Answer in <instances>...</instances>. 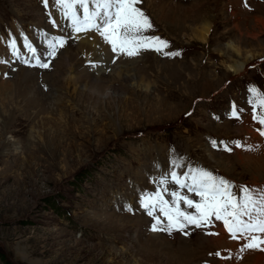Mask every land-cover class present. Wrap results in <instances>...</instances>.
Here are the masks:
<instances>
[{
	"label": "rangeland",
	"instance_id": "rangeland-1",
	"mask_svg": "<svg viewBox=\"0 0 264 264\" xmlns=\"http://www.w3.org/2000/svg\"><path fill=\"white\" fill-rule=\"evenodd\" d=\"M39 1L0 0L1 38L17 40L15 23L25 35L32 27L53 28ZM155 1L142 0L138 5L154 25L146 35L161 37L169 42L165 51L180 54L168 57L149 50L133 57L138 62L112 63V70H107L111 74L106 72L110 78L99 80L109 95L98 100L89 99L78 87V106L69 102L62 80L68 67L57 65L55 71L41 73L45 69L14 57L9 61L3 47L0 60L6 63H0V79L11 80L7 95H0V108L2 101L8 103L0 117L4 119L0 121V264H264L256 263L257 250L240 253L241 242L230 238L221 221L213 219V226L203 229L189 226L190 236L153 232L154 221L140 205L173 162L202 166L236 185L264 186L258 165L264 164L258 151L264 137L243 124L249 121L252 107L247 101L252 97L248 92L245 98L241 89L242 83L251 81L250 88L264 95V26L259 22L264 21V0H157L156 7ZM165 6L171 8L167 16L161 13ZM206 23L210 31L203 42L193 31L203 32ZM229 45L241 55L226 48ZM67 49L74 87L92 81L84 72L81 54L73 46ZM235 63H246L247 71L235 76L229 69ZM121 67L135 71L137 79L151 85L150 91L137 85L133 73L128 81L118 78ZM30 98L36 110L21 101ZM233 104L243 109L238 121L230 116ZM256 112L264 115V109ZM115 122L121 127L120 136ZM236 141L241 148L235 147ZM225 144L231 152L222 150ZM252 144L256 149L244 150ZM147 165L148 187L129 197L132 180L138 181L134 190L145 188L139 169ZM107 210L124 212L128 216L120 215L126 218L124 225L105 222L111 214ZM143 217L148 233L159 239L169 235L170 245L164 248L150 237L144 248H138L142 242L131 245L128 233L139 230ZM219 240L236 245L224 248ZM123 251L131 252L121 255ZM217 252L233 258L221 259L214 255ZM239 255L243 258H236Z\"/></svg>",
	"mask_w": 264,
	"mask_h": 264
},
{
	"label": "snow or ice",
	"instance_id": "snow-or-ice-1",
	"mask_svg": "<svg viewBox=\"0 0 264 264\" xmlns=\"http://www.w3.org/2000/svg\"><path fill=\"white\" fill-rule=\"evenodd\" d=\"M42 3L47 9L49 0H42ZM51 3L53 7H58L61 21L69 22L72 33L99 35L103 42L110 46L111 52L116 54L113 63L120 56L132 58L139 56L142 51L149 50L168 57L180 54L165 51L169 48V42L161 37L146 35L154 29V25L150 17L138 7L142 0H51ZM49 16L53 27H59L61 21L51 19V13ZM72 39L74 38L70 34L51 36L46 56L37 54L36 48L27 37H23V43L26 52L31 54L30 58H22L24 53L17 47L15 39H11L8 47L12 56L21 63L48 69L57 58L59 50L65 48ZM0 63L6 61L0 60ZM90 66L97 67L98 63L92 62ZM249 93L252 97L248 101L253 110L252 119L261 126L258 133L264 137V115L256 113L257 108L264 109V95L255 87L250 88ZM242 112L243 109H238L233 104L230 116L238 121ZM211 144L217 147L216 141H211ZM234 144L237 148L242 147L239 141ZM254 147L249 146L245 150L252 151ZM222 150L231 152L232 148L225 144ZM185 189L192 196L185 193ZM181 204L186 207L182 208ZM140 205L154 221L151 225L153 232H166L169 235L179 232L190 236L191 232L186 231L189 226L196 229L211 227L214 219L223 223L232 240L243 241L239 247L240 253L249 250L264 252V186L236 185L202 166L173 162L171 169L158 178L156 190L143 195ZM214 255L221 259L233 258L232 254L221 257L217 252ZM236 258L243 257L239 255Z\"/></svg>",
	"mask_w": 264,
	"mask_h": 264
},
{
	"label": "bare ground",
	"instance_id": "bare-ground-1",
	"mask_svg": "<svg viewBox=\"0 0 264 264\" xmlns=\"http://www.w3.org/2000/svg\"><path fill=\"white\" fill-rule=\"evenodd\" d=\"M156 5H157V0L155 1L154 6L156 7ZM147 7L150 8L148 5H147ZM160 7L161 6L159 5V8ZM170 9H171L170 7L165 6V8L162 11L161 10L160 11H161V13L166 14V16H167L168 14H171ZM165 12H167V13H165ZM51 19H55L57 21H61V17H60L59 14H54V15L51 14ZM259 22L262 23V25L264 26V21L262 19L259 20ZM14 26H15L16 35H21L22 33L20 32V26H17L16 24H14ZM51 26L53 27L52 23H51ZM203 29L204 30L201 33H199L200 31H197V30L196 31L194 30L193 33L195 35H197V38L200 41L205 42L206 39H207L208 33L210 31V25L206 23L203 26ZM53 30H54V33H56V35L73 34L74 38H76L77 40L67 43L66 46H65V48L60 49L59 52H58L57 58L52 62V65L48 69H45L44 71H42L41 73H43V72H45V73L53 72V71L56 70V66L57 65L62 66L63 68L68 67L65 70V74H63V76L64 75L65 76L62 78V80H63V85H65V88H66V96H65V99L68 100L69 102H74L75 103L76 101H78L77 96L80 95L79 88L78 87H80V88L83 89V93L86 94V95H88L89 99H97L98 100L99 98H102V97H104L106 95L108 96L109 95L108 93H103L104 92V86H103L104 84H102L100 81H106V80H108L110 78L109 74H111V70L112 69L110 68L109 65L113 66L112 65V63H113L112 61H113V59L116 56V54H114V53L111 52L110 46L107 45V44H105L103 42L102 38L99 37V35H97L95 33H88V34H85V33H79V34L72 33L71 32L70 25H69V22L67 20H62L61 23H60V26L59 27H53ZM30 32L32 33V30ZM23 37H26V36H23ZM23 37H21L22 40H23ZM0 41L3 42V44H2V42H0V54L1 55H4L5 53H3V47L6 49L7 40H6V38L5 39H2L1 36H0ZM47 42L48 41H46L45 44ZM70 46H73L74 49H76L81 54V59L84 60V65H83L84 66V72H85V74L89 78H92L93 79L92 81H90V82H88L86 84H79L78 86H75L74 87V83H75L76 78H73V70L71 71V68L73 69L74 67H73L72 59H70V57H69V54H66V50L68 51L67 48H70ZM226 48H228V49L231 48L236 54L241 55L240 52L235 47H233L231 45L227 46ZM22 49H23V51L26 50L24 48V43H23ZM215 51L218 52L217 51V48L215 49ZM6 52H7V50H6ZM262 55L264 56V53ZM154 57L155 56H153V58ZM251 58H254V60L256 59L255 55H252ZM116 60H115L116 62L114 63V65H116V64L126 65L129 62L135 63V62H138L139 61V60H135L133 58H126L124 56H120L119 58H116ZM183 61H185V60H183ZM249 61H250V59L248 58L247 61H246V63L249 62ZM92 62L98 63V66L97 67H91L90 65H91ZM246 63H235L233 66H230L229 69H231V70H233L235 72L234 73L235 76L242 75L243 73H245L247 71V65H246ZM170 64H172V63H169V65ZM171 66L172 65H170L169 70L171 69ZM109 68L111 70H110V72H107V70H109ZM21 72H35V71L23 69ZM106 72L109 73V74L107 75ZM20 73H18V75ZM35 73H37V72H35ZM41 73H38V75H40ZM132 73L134 74L132 79H134L136 81L137 85L138 86L141 85L147 91H150L151 85H149L148 83H144L142 79H137L135 77V71L132 72ZM132 73H129L127 70H124V68L121 67L120 70H119V72L117 73V75H118V78H124L125 81H128V79H130V74H132ZM67 75H68V77H67ZM113 75H115V73H113ZM10 80L4 81L3 79L2 80L0 79V81H3L2 83L0 82V95L1 96H2V94H3V96L4 95H7V92L10 89ZM46 80H47V78H46ZM60 81H55V82L53 81V83L56 84V85H60ZM72 87H74V88H72ZM204 99L205 98H203V100ZM35 100L37 102V99H35ZM21 101H24V103H25L24 105L25 106H28L29 105V106H31L34 109V105H32V103H30V102H33V99H31V101H26V100H22L21 99ZM7 104L8 103H6L5 101H2L1 108H0V117H1L2 111L6 109ZM75 104L78 106L77 102ZM21 107H23V105H20V108ZM34 110H36V109H34ZM32 113H33V111H30V114H32ZM15 118L17 119L18 117H15ZM2 120H4V119H2ZM2 120H0V121H2ZM115 124H116V127H117L116 135L117 136H120L121 133H122L121 127H120V125L118 123L115 122ZM226 124H229V123H226ZM243 124L247 128H251V130L254 131L255 132V135H256V133L258 132L257 131V128L259 127L258 124H256L255 122H252V121H247V120L243 121ZM2 125H4V124H2ZM8 144H10V143H8ZM5 145H7V144H5ZM251 146H253V144ZM15 149L17 150L18 148L16 147ZM137 150H139V149L137 148ZM158 150L161 151V148H158ZM261 152H262L261 154L264 155V153H263L264 152V149L261 150ZM212 159H214V158H212ZM214 161L216 162V164L218 166H221V164H223V163L218 162V159L217 160H214ZM258 165L260 166V167L259 166L258 167L260 169H262V171L264 172V164L258 163ZM146 167H148L149 169H145ZM139 172L141 174L140 176H142V177H144V179H146V182H145L146 183V186H145V188H141V191H139V192L136 190L137 189L136 188L135 190H136V192H138V193H136L135 190H134V185L138 181L132 180L133 183L131 185H132V188L133 189L130 191L129 197L131 196L132 193H134V198H135V196L137 194L139 195L142 192V190H144V189H146L148 187L147 186L148 185V182H147L146 174L150 172V167L148 165L145 166V167H142L141 169H139ZM152 172L154 174H157L158 173L157 171H152ZM254 185H261V184H254ZM134 198H133V200H134ZM133 200L131 202L126 201L125 204L126 203H130L131 204L133 202ZM125 204L120 205V207L117 206V207H119L120 212H121V208H123V206ZM106 212H107V214H110V213L111 214L106 216V218L104 219L105 222L110 221L111 223H113V225L116 224L119 227L124 225V223L126 221V218L120 216V215H124V212H123V214H120V212L117 211V210H111L109 212L107 210ZM124 216L128 217L127 215H124ZM139 220L144 221V224L143 225L138 226L139 230H141L142 233L139 235V230H137L136 232L133 231L134 235L128 233V237H130V239L132 240L131 241V243H132L131 245L140 246V245H137V242H142L143 245H141L138 248L139 249H141L142 247L144 248L147 245L146 244L147 242H145V241H146V239L148 240L149 237L152 238V240H154V241H159V243L164 244V245H162L164 248L167 245H170L172 239H171V237L169 235H165V236L163 235V238L164 239L163 238L159 239V238L155 237L154 235H151L152 233L151 234L148 233V227H145V221H147V220L144 217L143 218H139ZM146 236H147V238H146ZM219 242H220V244L222 243V245H223L222 247H224V248H227L229 246H232L231 244H235L236 245V243H228L225 240H219ZM127 252H131V251H126V252L122 253L121 255H123V254L125 255V254H127ZM256 255L258 256V260H257L256 263H260V262L261 263H264V252L259 251V254L256 253ZM249 256L250 255H247V257H249Z\"/></svg>",
	"mask_w": 264,
	"mask_h": 264
}]
</instances>
